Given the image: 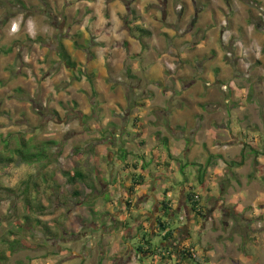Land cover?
<instances>
[{"label":"rangeland","instance_id":"obj_1","mask_svg":"<svg viewBox=\"0 0 264 264\" xmlns=\"http://www.w3.org/2000/svg\"><path fill=\"white\" fill-rule=\"evenodd\" d=\"M87 1L94 0H0V155L11 157L12 150L22 140L27 143V149L32 153L45 150L47 154V159L32 165L20 160H17V165L11 169L0 165V235L13 239L9 233L14 232L37 247L35 250H23L12 256L8 254L7 246L0 242V253L6 252L9 255H7L8 260L0 264L19 262L24 264H98L101 257V250L98 247L101 244L100 235H93L90 220L92 217L87 206L90 200L89 196L87 198L88 189L80 183L69 185L63 173L82 170L99 189L103 179L109 175L105 168L110 165L106 154L107 147L100 143L101 124L103 125L104 121H118L123 125L125 121L134 120L133 115L136 112H129L121 107L115 110H103L93 105V98L100 101L101 95L90 92L92 88L90 79L95 82V76L90 71L87 60H89V54L97 56L98 48H104L100 47L101 42H98L106 33L103 31L106 25L103 14L107 12L108 3L113 4L117 0H95L94 9L84 6ZM129 1L132 2L127 4L120 1L116 10L121 17L117 18V15H114V18H111L106 14L107 19L115 23V28L111 30L120 29L122 33H125L124 38L127 34L135 38L137 33L131 31V28L141 22L139 25H142L145 30L161 37L163 30L161 23H169L171 24L169 31L173 36L167 35V44L161 39H154L156 44L160 43L157 45L160 55H169V62H171L172 59L181 60V57L186 56L192 59V55L203 54L199 44L204 39L194 30L199 23H205V19L199 17L200 12L194 5L198 0H152V4L145 9V14L139 10L143 7L142 0ZM115 8V5L113 8L109 7L113 11ZM132 11L134 15H131ZM152 11L158 14L156 21L154 19L152 21L153 16H148ZM228 16L226 12L225 21L219 29L222 39L221 50L224 58L234 64L235 70L230 76L236 75L233 77L235 79L227 80L228 82L230 80L233 86L225 88L221 85L220 88L224 91L233 89L235 93L233 99L236 108H229L235 116L234 121H242L241 118H244V121H253L252 133L262 131L261 124L264 126V42H253L249 39V35L255 37L259 34L258 40L264 39V4L254 6V12H250L247 19L240 13L234 15L235 20L231 15L232 19L229 20ZM78 38L80 39L76 44L75 39ZM170 39L172 42H169ZM71 43L76 44L75 51H81V47L85 48L87 44L86 47H89V50L84 52L86 54L79 53V56L73 57L78 64L76 70H71L60 55L61 45H65L67 50L72 51L70 55L73 54ZM149 43L150 46L151 42ZM133 44L132 50L126 46L116 47L114 50V42L109 44L112 46L109 55L111 61L106 63L104 68L111 74H117L121 69L134 70L133 60L124 62L126 51L136 54L142 49L138 41ZM6 49H12L13 52L5 55L3 50ZM79 57L82 61H79ZM153 57L157 58L155 55ZM189 68L191 70L190 65ZM192 72L189 74L194 75ZM94 87L96 89L95 83ZM210 88L214 86L210 85ZM243 89H246V92L241 93ZM217 94H219L218 91ZM219 97L223 99L222 95ZM241 103L245 105V109L240 106ZM222 110H224L223 113L207 121H228L226 109L222 108ZM184 120L192 121L190 117H185ZM249 136L251 139L244 150L247 157L245 166L241 174L229 178L227 191L224 193H229L230 198H236L241 206L252 205L251 203L258 198V195L255 197V192L264 187V176L257 175V170L254 169V166L260 169L262 167L253 154V151L260 154L264 152V138H262L263 135L249 134ZM45 142L53 144L44 147L42 144ZM7 143L9 148L6 147ZM241 151L238 150L235 153L236 158L233 156L230 161L239 162ZM128 162L133 161L130 159ZM168 162L175 163L173 160L160 161L162 165ZM183 162V165H189L188 160ZM126 169L124 167V170ZM164 172L166 173L167 169L164 168ZM45 174L47 178H44ZM185 174L179 173L178 178L184 180ZM251 175L256 177V181L250 178ZM30 179L41 184V191L37 195L32 190L31 199L35 209L29 213L20 193L11 191L22 190V184ZM251 184L255 191H251L250 197L245 196V193L250 190L247 186ZM74 191H78L80 197L75 198ZM243 191L245 193L241 196ZM98 194L96 192V199H99ZM243 196L246 198L244 199ZM106 200H111V196H107ZM41 205L46 208L43 215L36 211ZM150 211L147 214L153 213V209ZM176 212L182 219L179 221L174 216L171 228L175 230L181 225L187 226L184 210L178 209ZM209 212L210 210L205 213L206 218L195 215L194 223L190 225L194 229L198 228L193 233L194 243L190 245H194L196 257L200 258L201 262L194 263L192 260L183 262L175 258L173 264H211L223 259L230 264L233 259H250L252 251L249 250V242H251L249 237L252 229L249 231L246 225H238L241 224L242 217L232 215L230 219H227L225 214L215 217ZM147 214L143 216H149ZM26 216L31 219L32 225L26 224ZM38 219L47 223L58 238L49 235L45 226L37 225L35 220ZM98 220H103L100 225H105L104 218ZM82 221L84 224H81ZM17 223L21 224L22 232H19ZM144 224H147L146 228L151 226L145 220ZM253 227L258 228L259 225L254 223ZM160 240L157 238L156 244H159ZM201 241L203 244L197 247ZM255 243L259 247L264 246L262 239ZM139 245H136L135 251ZM207 246L217 249L212 257L209 256ZM135 251L134 254H136ZM224 254L226 256L223 257ZM259 260V263L264 262V254L260 255ZM159 262L160 260L156 264ZM163 264L168 263L164 260Z\"/></svg>","mask_w":264,"mask_h":264},{"label":"crops","instance_id":"obj_2","mask_svg":"<svg viewBox=\"0 0 264 264\" xmlns=\"http://www.w3.org/2000/svg\"><path fill=\"white\" fill-rule=\"evenodd\" d=\"M120 1H114L113 4L108 3L110 8L115 5V11L105 6L107 12H104L103 17L106 25L103 31L106 33L100 39L101 41H98L101 42L100 47L104 48H98L97 56L87 55L89 69L91 68L90 71L95 76L96 93L101 95L100 101L93 98L95 108L115 110L121 107L129 112H136L133 115L135 119L125 121L123 125L118 121H104L103 125L101 124L99 138L100 143L107 147L106 154L110 165L105 168V171L109 175L99 185L100 188L97 190L99 199H96V193L92 194L91 190H87V198L90 197L87 206L88 208L93 207L98 213L97 219L92 216L90 219L93 235H100L101 240V244L98 245L101 250L98 264H156L158 260H160L159 264H163L165 259L168 264L175 263L180 250L194 243L193 233L198 230L190 226L194 223L195 214L191 212L186 197L189 188L195 189L194 192L200 197L204 213L210 210L213 216L225 214L227 219H230L232 215H238L242 217L241 224L238 225H246L249 231L252 229L249 237L251 241L249 250L252 251L250 259H233L234 262L230 264H264L263 261L259 263L260 255L264 254V246L259 247L255 243L257 240H264V232H260L264 231V187L255 192V197L258 195V198L248 206H241L236 198H230L229 193L224 194L227 191L229 178L241 174L245 166L244 163L243 166L230 169L226 162H232L230 159L238 150H242L240 157L242 153L246 156L244 150L251 139L249 134L263 135L262 138H264V126L261 124L262 131L252 133L253 121H244V118H241L242 121H234L235 116L229 108H236L233 99L235 93L233 89L224 91L220 86L229 87L230 80L235 79L233 77L236 74L230 76L234 73V64L224 58L221 50V34H219L226 12L229 14V20L232 19L230 15L235 20L236 13L245 15L247 19L249 13L254 12V6L264 4V0L196 1L194 5L200 12L199 17L205 19V23L201 22L194 28L204 39L201 42L203 44H199L203 54L192 55V59L188 56L181 57V60L172 59L171 62H169V55H160V49L157 48L160 43L156 44L154 40L161 39L166 43L167 35L173 36L169 31L171 24L161 23L163 30L161 37L157 35L158 38L154 34L144 38L136 34L137 39L134 40L135 38L127 33L124 38L125 33H122L120 29L111 30L115 28V23L107 19L106 14L111 18H114V15H117V18L121 17L118 14L119 11L116 10ZM142 1L143 7L139 10L145 14V9L152 4V0ZM84 4L89 9H94L96 2L95 0L87 1ZM148 16H153L152 21L153 19L156 21L158 14L152 11ZM139 24L141 22L136 25ZM257 37L259 34L255 37L249 35V39L253 42H264V39L258 40ZM79 39H75L76 44ZM135 41L143 44L142 49L136 54L126 51V57H124V62L127 60L135 62L134 70L127 68L119 70L117 74L109 73L104 68L105 64L111 61L109 55L112 46L109 44L114 42V50L116 47L123 48L124 46L132 50ZM149 42H151L150 46ZM169 42H172L171 39ZM71 44L73 46L72 58L89 50V47H86L88 44L85 46L86 49L79 45L81 51H75L76 44ZM68 52L72 53L69 50ZM152 54L157 58L154 59ZM78 59L82 61L80 57ZM191 72L194 75L189 74ZM210 85L214 88H210ZM92 90L90 88L91 93ZM244 92L246 89H243L241 93ZM218 95H222L223 99ZM240 106L245 109L244 104L241 103ZM222 108L226 109L228 121H207L223 113ZM185 117H190L192 121H185ZM123 150L127 151V156H123ZM218 157L223 159H218ZM256 157L262 168L254 166V169L257 170V175L264 176V152ZM123 158L126 162L122 160ZM130 159L133 162L129 163ZM161 160H173L175 163L168 162L162 165ZM184 160H188L189 165H183ZM123 163L126 164L123 165ZM135 165L138 166L137 171L134 168ZM124 167L127 169L124 170ZM142 167H146V170L144 171ZM164 168L167 169L166 173ZM140 172L145 178V185L137 187L135 194L130 195L128 189L133 185L132 175L140 174ZM179 173H186L184 180L178 178ZM251 177L253 181H256L255 176L251 175ZM232 182L234 183V180ZM247 187H250V190L246 193L243 191L241 196L245 193V196L250 197L251 191H255L252 184ZM107 196H111V200L107 201ZM164 201L171 202L175 210L173 218L175 216L179 221L182 218H179L176 211L184 210L187 216V226L181 225L176 230L172 228L175 235L171 246L162 245L166 251L165 259H163L164 256L138 257L134 251L136 245L143 242L140 227L144 228L142 233H149L150 230H154V225L158 226ZM151 209L153 213L147 214L151 212ZM214 210L215 212H212ZM145 214L149 216H143ZM99 218L105 219V225H100L103 220L99 221ZM144 220L151 224L149 228H146L147 224H144ZM254 223L259 225V229L253 227ZM199 243L197 247L203 244L202 241ZM207 247L210 254L208 255L212 257L217 249ZM211 264H228V261L223 259L220 262H211Z\"/></svg>","mask_w":264,"mask_h":264},{"label":"trees","instance_id":"obj_3","mask_svg":"<svg viewBox=\"0 0 264 264\" xmlns=\"http://www.w3.org/2000/svg\"><path fill=\"white\" fill-rule=\"evenodd\" d=\"M111 1V0H109ZM127 4H130L131 2L128 0H121ZM134 11L131 12V15H134ZM131 31H135V33H137L138 35H140V38H144V37H151L152 36V32L145 30L142 26L140 25H136L133 28H131ZM143 46V44H141ZM13 50L12 49H6L3 50V54L5 55H9L10 53H12ZM61 58L62 60L66 63V65L71 68V70H76L78 67V64L73 60V58L71 57V55L69 54L67 47L65 45H61V52H60ZM91 81V85L93 88V92L96 93L95 87H94V82L92 81V79H90ZM88 118V117H86ZM24 140H22L21 142H23ZM21 142H19L17 144V147L15 149L12 150V156L11 157H6V156H1L0 155V165L2 166H6L9 169L14 168L15 165H17V160L23 161L24 163L28 164V165H32L36 162H42L45 159H47V154L45 153V150H41L38 151L36 153H32L31 151H29L27 149V143L23 142L22 144H20ZM53 143H49V142H45L42 145L44 147L46 146H50ZM7 148H9V144L7 143L6 145ZM255 156H260V153L253 151ZM128 153L127 151L123 150V156H127ZM218 159H223L222 157H218ZM124 162H126V159H122ZM246 161V156L245 154L242 153L241 155V160L239 162H226L227 167L230 169H234L240 166H243L244 163ZM135 170H138V166L135 165ZM143 170H146V167H142ZM200 168L202 169V165H200ZM200 169V172H201ZM64 177L67 180V183L69 185H75L77 183H80L82 185H84L85 187H87V189L91 190L92 194H95L97 192V186L96 184L93 182H91V178L82 170H74L73 172H65L63 173ZM44 178H47V175H44ZM133 178V185L132 187H130V189H128V192L130 195H134L135 194V189L137 187H141L145 185V178L143 177V175L140 174H133L132 175ZM23 188L21 189H17V190H13L11 191L12 193H16L19 192L21 195V197L23 198V200L25 201L26 204V210L27 212H32L35 207L33 205L31 196H32V190L33 192H35V194L39 195L40 193V189H41V184L38 183V181H34L32 179H30L29 181L24 182L23 184ZM57 189H59V186L56 185ZM195 189H190L187 193H186V197L189 203V206L191 208V212L193 214H195L198 217L201 218H206V215L204 213V209L201 206V201H200V197L196 194V192H194ZM167 195V194H166ZM73 196L75 198L80 197V194L78 193V191H74ZM131 207V205H130ZM37 212H39L41 215L44 214V212L46 211V208L41 205L37 208L36 210ZM161 217L159 218L158 221V226L156 227V229L150 231L149 233H142L144 228L140 227V232H141V238H142V243L136 248V254L138 257H144L146 255H149L151 258L153 257H159V256H164L165 254V249L164 247H162L163 243L167 244V247L171 246V242L174 240V235H175V231L172 230L171 228V224L173 223V215L175 213V210L172 208L171 206V202H163V207L161 209ZM89 214L92 217H96L97 216V212L93 209V207L89 208ZM30 218L29 217H25V221L27 222L26 224L29 223V225H32V223L30 222ZM35 223L39 226H45L47 233L49 235H51L54 238H58L57 234H54L51 229L48 227L47 223H44V221L38 219L35 220ZM18 224V228H19V232L23 231V228L21 227V224ZM81 224H84V221L81 222ZM9 235H11L13 237V239H8L6 237H2L0 235V242L4 245L7 246V251L9 255H16L17 253L23 251V250H35L37 247L35 245L30 244L29 242H27L24 238H20L16 233L11 232L9 233ZM11 237V238H12ZM160 238V243L156 244V239ZM194 245H191L188 249H184V250H180V252L178 253L179 258L181 261H186V260H192L194 261V263H200L201 259L199 258H193L192 254L190 253L191 249H194ZM6 252H2L0 253V262H5L7 261L8 257ZM8 255V256H9ZM165 259V256L164 258ZM166 260V259H165ZM17 264H24L22 262H19Z\"/></svg>","mask_w":264,"mask_h":264},{"label":"built area","instance_id":"obj_4","mask_svg":"<svg viewBox=\"0 0 264 264\" xmlns=\"http://www.w3.org/2000/svg\"><path fill=\"white\" fill-rule=\"evenodd\" d=\"M190 253L192 254V256H193L194 258H196V252H195L194 249H191Z\"/></svg>","mask_w":264,"mask_h":264},{"label":"clouds","instance_id":"obj_5","mask_svg":"<svg viewBox=\"0 0 264 264\" xmlns=\"http://www.w3.org/2000/svg\"><path fill=\"white\" fill-rule=\"evenodd\" d=\"M228 56H231V55H228ZM189 247H184V248H182L181 250H184V249H188ZM195 250V249H194ZM178 259H180L179 257H178Z\"/></svg>","mask_w":264,"mask_h":264}]
</instances>
